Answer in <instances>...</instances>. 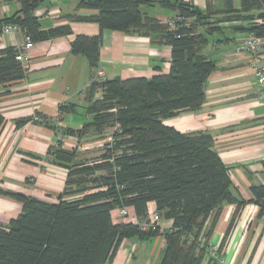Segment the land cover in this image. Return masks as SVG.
I'll return each mask as SVG.
<instances>
[{
    "label": "trees",
    "instance_id": "16d2710c",
    "mask_svg": "<svg viewBox=\"0 0 264 264\" xmlns=\"http://www.w3.org/2000/svg\"><path fill=\"white\" fill-rule=\"evenodd\" d=\"M21 9L0 25L13 24L34 43L73 35L70 25L43 29L35 11L47 0H17ZM235 11L231 0L227 13H256L250 19L264 21V0H240ZM158 5L181 18L175 28L144 13L142 7ZM76 22L95 23L101 32L136 33L172 50L169 74L151 78H94L85 93L88 102L85 123L80 130L25 118L18 127L40 122L55 132L57 143L48 152L49 161L68 170L65 189L56 202H47L23 193L0 190L22 205L20 215L0 225V264H110L123 240L163 238L160 264H220L230 234L242 209L250 203L264 217V185L251 187L245 200L234 188L230 169L215 149L210 134L181 133L164 120L199 110L205 102V84L216 63L202 54L212 28L200 32L211 15L184 0H80ZM192 22H189L192 20ZM255 36L264 37V25L253 26ZM101 36L78 35L71 53L83 55L91 70H100ZM15 47L0 42V90L24 80L26 69L17 61ZM60 106L61 114L75 110ZM5 124L0 114V134ZM115 129L114 142L94 158H79L78 147L67 148L58 138L80 140L96 135L103 139ZM79 141V142H78ZM27 158L33 156L24 154ZM155 203L158 226L146 231L149 204ZM236 209L217 255L210 250V238L224 205ZM134 210L136 222H116L117 209ZM171 227L161 229V222Z\"/></svg>",
    "mask_w": 264,
    "mask_h": 264
},
{
    "label": "crops",
    "instance_id": "0c3cea01",
    "mask_svg": "<svg viewBox=\"0 0 264 264\" xmlns=\"http://www.w3.org/2000/svg\"><path fill=\"white\" fill-rule=\"evenodd\" d=\"M184 1L213 14L208 24L199 30L205 32L212 28L202 54L216 63V69L205 84L203 106L197 111L166 119L164 124L181 133L210 134L216 151L230 169L234 188L243 199L250 200L251 187L264 185V102L258 98L250 53L242 50L241 44L252 34L253 26L264 25V22L248 18L255 12L227 13L228 0ZM231 2L239 12L240 0ZM77 3L56 4L47 0L35 11L43 29L70 25L73 35L35 43L24 64L25 79L0 90V114L5 119L0 134V190L56 202L65 189L68 170L48 158L57 137L52 129L39 122V117L47 118L50 124L74 130L82 129L87 120L85 93L97 73L91 70L85 56L71 53V42L76 36H101L99 68L104 79L151 78L170 72V47L155 45L151 39L136 33L101 32L95 23L73 21L69 16L88 13L77 12ZM20 9L17 0H0V19L10 18ZM142 11L161 23L176 16L175 12L158 5ZM262 40L264 56V37ZM22 43L24 35L19 33L3 38L2 47H16ZM63 105L76 108L61 114L59 108ZM80 110L84 121L70 118ZM33 117L39 121L17 126L18 121ZM63 142L67 148L76 146L79 152L83 150L81 140L79 145L72 137ZM24 154L33 157L27 158ZM235 209V205H224L210 238L212 246L222 244ZM21 210V203L0 194V225H8ZM149 211H156L155 203L149 204ZM129 212L134 220V210L129 209ZM259 212V207L253 203L242 209L224 250L225 264H264V217H260ZM113 217L116 222H131V219L117 217V210ZM160 225L166 230L171 222L164 221ZM163 256L162 236L147 240L133 237L123 240L110 264H160Z\"/></svg>",
    "mask_w": 264,
    "mask_h": 264
},
{
    "label": "built area",
    "instance_id": "2783aa9c",
    "mask_svg": "<svg viewBox=\"0 0 264 264\" xmlns=\"http://www.w3.org/2000/svg\"><path fill=\"white\" fill-rule=\"evenodd\" d=\"M189 1V0H187ZM181 21V18L178 16L173 17L167 23L171 28H175V25L177 22ZM22 33V30L20 27L13 25V24H2L0 25V42L2 43L3 38L7 36H14L16 34ZM24 35V34H23ZM35 43L32 41V39L24 35V43L16 45L17 50V61L21 62L22 64H25V62L29 59V53L34 48ZM241 48L244 51H247L250 53V67L254 72L255 78L257 80V93L258 98L264 102V56H263V40L262 38H259L255 36L254 34H251L248 36L241 44ZM98 79L103 80L104 74L101 70H98L97 72ZM58 138L60 140H65L66 138L62 135H59ZM117 217L123 218V219H131V222H136V217H134V220L129 212V208H121L117 209ZM149 221H144L141 223V230L146 231L150 228L155 229L158 226L159 216L156 211H149ZM218 248L212 247L210 252L213 255H217ZM220 264H225L224 258L219 259Z\"/></svg>",
    "mask_w": 264,
    "mask_h": 264
},
{
    "label": "rangeland",
    "instance_id": "374dc122",
    "mask_svg": "<svg viewBox=\"0 0 264 264\" xmlns=\"http://www.w3.org/2000/svg\"><path fill=\"white\" fill-rule=\"evenodd\" d=\"M53 3H65L68 5H71L72 3H75L76 1L80 0H51ZM50 2V1H49ZM146 7H142V10H145ZM264 22V21H262ZM70 118H76L80 121H84V116L82 114V111L80 110L79 114L70 115ZM69 118V120H70ZM115 129H108L103 139H99L96 135H89L81 140V147L83 150L79 152V158L85 159V158H94L99 155H101L102 149H105V147L108 144H111L114 142L113 139V133Z\"/></svg>",
    "mask_w": 264,
    "mask_h": 264
}]
</instances>
